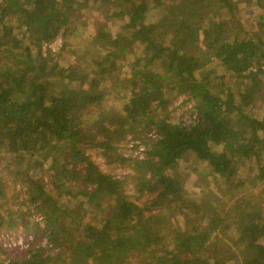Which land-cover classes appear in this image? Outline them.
Listing matches in <instances>:
<instances>
[{
  "label": "trees",
  "instance_id": "16d2710c",
  "mask_svg": "<svg viewBox=\"0 0 264 264\" xmlns=\"http://www.w3.org/2000/svg\"><path fill=\"white\" fill-rule=\"evenodd\" d=\"M95 1L116 5L119 10L112 16L127 12L129 21L118 37L99 26L84 47L85 59L68 68L56 62L51 66L54 55L50 51L44 56L42 45L73 33L72 11L78 17L80 0L0 2V21L16 17L23 36L29 34L32 42L26 45L15 35L17 26L0 29V55L10 59L0 66V154L19 166L27 157L30 170L37 169L23 181H29L30 201L44 221L48 247L63 249L59 241H71L63 255L70 259L62 264L105 254L108 264H264V116L256 115L258 104L264 111V95L259 98L264 94V11L260 20L251 21L248 14L253 6L260 9L262 0ZM152 5L162 11L148 22ZM135 42L144 44L143 51L130 61V77L121 78L119 60ZM14 45L24 52L18 54ZM209 55L219 60L223 76L208 70L204 57ZM108 79L130 92L123 113L106 110L86 121L89 110L102 109V80ZM229 79L233 86L223 84ZM179 95L194 116L189 124H173L165 116ZM151 130L155 135L149 136ZM129 135L142 141L143 152L135 145L137 157L118 148ZM92 150L108 165H121L133 174L116 179L102 173L88 154ZM188 158L206 166L193 168L203 183L202 193L206 190L197 201L187 200L175 180L177 164ZM43 173L51 175L54 193L45 189ZM128 180L132 191L127 193ZM80 182L82 189L74 193ZM211 185L222 189L220 199L210 193ZM246 186L252 195L262 187V195L241 198L238 191ZM156 192L146 203L145 196ZM80 196L87 200L71 208L69 199ZM158 208L184 216L170 244L165 238L168 217L163 210L155 213ZM98 212L104 221L87 224V216L95 221ZM2 230L0 222V234ZM231 232L250 249L251 258L238 263L221 259L220 249ZM43 249L48 253L32 246L23 259L0 264H51L55 256Z\"/></svg>",
  "mask_w": 264,
  "mask_h": 264
},
{
  "label": "rangeland",
  "instance_id": "374dc122",
  "mask_svg": "<svg viewBox=\"0 0 264 264\" xmlns=\"http://www.w3.org/2000/svg\"><path fill=\"white\" fill-rule=\"evenodd\" d=\"M1 2V0H0ZM81 4L76 7L77 10H79L80 14L78 17L77 15L72 11L73 19L72 20V34H60V37L56 40H61V44L56 47L57 51L52 52L53 59L51 60L50 65H54L55 62L62 68H68L71 64H77L79 63L80 59H85L84 57V47L87 44L88 39L97 31L96 29L99 26L106 27L109 32L113 35V37H118L123 31L124 26L128 23L129 17L126 16L125 12L120 17H113L112 14L118 12L119 8L114 4L105 3L102 4L101 1L96 2L95 0H80ZM118 4H121L122 7L125 9H128V6L126 4L119 2ZM162 8L161 7H151L150 11L147 13V21L152 22L156 19L159 13H161ZM264 11V0H262L260 4V9H257V6H253L248 10L249 18L252 21V19L260 20L261 13ZM72 17V16H71ZM243 20L248 19L246 18V15H241ZM249 20V19H248ZM250 21V22H251ZM11 25V26H17L15 29V35L22 38L24 40V43L26 45H30L32 42L30 41L29 34H25V30L21 29L19 27V23L14 16H8L5 17L3 22L0 21V29L3 27ZM104 30V29H103ZM128 31V30H127ZM127 31L124 33L126 34ZM129 34V31H128ZM53 44V43H52ZM44 44L42 45V53L44 56H47L49 52H46L47 50H44L43 48ZM144 44L141 42H135L133 44V49L128 52L127 54H124V57H122L119 60L118 64V75L121 78H129L130 77V61L134 60L135 57L141 56V53L143 51ZM14 50L18 52V54L24 52V48L18 45H14ZM31 49L33 50V55L35 57V53L37 51V48L32 45ZM90 59L88 58L87 61ZM204 60L208 61V70L212 72L215 76L221 77L224 75V70L220 67L221 63L219 60L215 57H211V55L204 57ZM5 61L10 62V59H7L6 56L0 55V66H2ZM158 62L151 65L150 68H156ZM84 67L85 64H83ZM94 67V66H92ZM90 68L86 67V71L91 73L89 71ZM90 77H92V74H90ZM103 76H99L98 79H102ZM116 80L118 78L116 77ZM102 84L105 88L106 92V99L103 103L102 109L99 107H94L93 109L89 110L86 113L85 120L90 121L95 119L100 112L106 111V110H115L119 113H123V105H125L129 100L130 92L128 90H124L123 85L121 83H114V79H108V80H102ZM232 79L224 80L222 81L225 86L234 85L231 82ZM216 83L218 86L216 88H220L219 85L221 82L217 80ZM51 86L52 84L49 83ZM48 86V85H47ZM49 87V86H48ZM57 88V86H56ZM261 94L259 98H262ZM264 99V98H263ZM184 96L179 95L177 97H173V100L171 101V105L168 108V114H165L167 116V119L169 122L173 124H179L182 121H186V123H191L193 117L191 116V110L190 107L183 104ZM264 102V101H263ZM259 104L256 106V115L257 116H264V111L258 110ZM155 135V130H151L149 133V136ZM144 136V135H143ZM127 143L119 144L118 148H121L125 151V156H133L137 157L139 153V147L143 146L141 140H136L132 135H129L126 141ZM130 140V141H129ZM123 144V145H122ZM135 145L139 146L138 148H135ZM88 154L92 157L93 162H95L96 165H98L99 169L102 173H110L114 178L116 179H125V177L129 174H133L131 170L125 169L121 165H117V167H112L111 165H108V161L101 155L98 154L97 151H88ZM40 155V154H39ZM140 156V155H139ZM63 162V161H62ZM13 160H7L6 154H0V213L1 218L0 222L2 224V231L0 234V239H3V250L0 248V263H9L12 259L21 260L28 254V250L30 247L34 246L39 249V252L41 254H45V250L43 248L47 247L49 250L51 246L48 247L47 243V237L46 235L42 234L43 229H45V224L43 219H41V216L36 215V208L34 207V204L30 201L31 194L28 192V185L29 181L28 179L23 181L24 175L28 177H32L35 170L34 167L31 169V160L26 157L24 160L23 166L14 165ZM52 161L51 159L45 161L44 163V171H47L50 167ZM195 167L196 169H199L201 171L206 166H202L200 163H197L194 161L193 158H188L181 160L177 166L175 171V180L181 185H183V190L185 193V197L187 200L197 201L200 197L206 195V190L202 193L203 183L200 179H198L197 174L193 170ZM81 170V167H79ZM39 173V171H38ZM44 178L43 183H46L45 189L47 191H52V193L55 192L54 186L52 185V177L50 174L43 173ZM210 182H212L210 180ZM236 181H234L235 183ZM127 193L132 191V182L130 180L127 181ZM80 184V185H79ZM77 185H74V193L78 189H82V182H80ZM87 189L92 190L93 186L87 187ZM210 193H214L216 197H221L223 194V191L220 187L213 188L211 185L209 188ZM249 186H246L245 188L238 191L241 198L246 199H255L257 197H260L262 195L263 188L259 187L254 190L256 194L248 193ZM241 192V193H240ZM158 195V192H156L154 195H146L145 196V202L150 203L156 196ZM205 198V196H204ZM207 199V198H206ZM220 199V198H219ZM68 202V199H65ZM71 204V208H74V205H79L80 202H83L87 200L83 196L77 197V199L71 200L69 199ZM84 205H82L83 207ZM163 210V214L167 216V226H168V235L165 236V238L168 239V244H170L171 240L174 239L173 232L179 228V226L184 225L185 219L184 216L176 215L175 213H171V211H168L166 208H158L155 210V213H159ZM102 220L97 222L98 220ZM104 217H101V214L99 212L96 215V220L90 222L91 216H87V224H101L104 221ZM192 223H196L195 215L192 214L190 218ZM9 224H14V229L11 227H6ZM97 225V224H96ZM203 226V224H202ZM32 228V230L27 231L26 228ZM39 227V228H38ZM11 228V229H8ZM83 234V232L81 231ZM223 236L226 237L224 234ZM231 237L226 238L224 248L220 249L221 259L227 262H234L238 263L243 258H251L252 253L247 246H242V244L238 240V235L231 232ZM73 240H75V236H73ZM71 239V238H70ZM33 244V245H32ZM59 244L63 247L55 248L51 250L49 253L53 254L51 256H55L53 258V261L51 264H62L63 255L66 253V248L71 245L70 240L66 241H59ZM173 245L168 246L169 249H171ZM43 249V250H42ZM65 251V252H64ZM64 252V253H63ZM48 253V252H47ZM69 254V253H68ZM11 259V260H10ZM70 258L67 260L63 259V262L69 261ZM232 259V260H231ZM75 264H108L106 254L103 256H98L95 258H92L90 260L85 261L84 259L80 261H76ZM134 264V263H132Z\"/></svg>",
  "mask_w": 264,
  "mask_h": 264
},
{
  "label": "built area",
  "instance_id": "2783aa9c",
  "mask_svg": "<svg viewBox=\"0 0 264 264\" xmlns=\"http://www.w3.org/2000/svg\"><path fill=\"white\" fill-rule=\"evenodd\" d=\"M60 44H61V40H56V41L53 42V44L52 43L44 44L43 48H44V50H47L46 52H50V51L56 52L57 51L56 47H58V45H60ZM143 151H144V147L141 146L140 147V152H143ZM0 241H1L2 245H3L4 240L0 239Z\"/></svg>",
  "mask_w": 264,
  "mask_h": 264
}]
</instances>
